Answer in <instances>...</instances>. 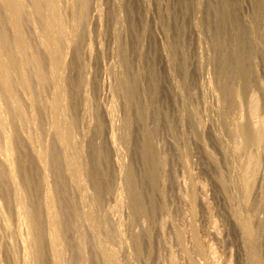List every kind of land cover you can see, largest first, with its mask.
<instances>
[{
    "label": "rangeland",
    "instance_id": "obj_1",
    "mask_svg": "<svg viewBox=\"0 0 264 264\" xmlns=\"http://www.w3.org/2000/svg\"><path fill=\"white\" fill-rule=\"evenodd\" d=\"M20 2L19 62L10 57L14 58L16 42L8 26L12 52L0 50V70L5 69L10 79L9 88L0 80V163L14 172V180L6 176L0 183V264H39L38 241L28 216L35 205H40L45 264H106L100 242L116 251L118 262L112 264H249L244 234L233 216L242 199L237 165L249 151L234 150L235 130L241 124L258 125L250 116L252 97L257 116L264 117V50L256 51L250 28L256 23L264 33V3L60 0V15L72 33L69 46L64 39L57 41L66 65L61 80L55 81L74 104L65 114L80 151L77 171L85 187L81 199L61 160L49 114L57 83L40 45L45 5L41 2L35 9L31 0ZM245 48L250 57L243 55ZM236 51L241 52L238 62L248 75L245 87L234 67L225 74L219 71V57L226 56L234 66ZM123 77L125 87L118 91ZM222 84L234 87L237 98L224 99ZM12 92L15 99H8ZM12 111L19 113L17 117ZM13 136L27 154L29 186L23 182L21 152ZM4 146L10 151L8 162ZM260 149H250L257 152L259 167L250 187V203L241 211L260 233L256 250L264 260V230H258L264 222ZM126 172L143 209L137 216L131 215L124 189ZM47 190L54 201L55 252L43 207ZM90 208L96 231L83 219ZM179 232L184 233L183 241Z\"/></svg>",
    "mask_w": 264,
    "mask_h": 264
},
{
    "label": "bare ground",
    "instance_id": "obj_2",
    "mask_svg": "<svg viewBox=\"0 0 264 264\" xmlns=\"http://www.w3.org/2000/svg\"><path fill=\"white\" fill-rule=\"evenodd\" d=\"M1 1H2V4L0 5V50L3 49L9 55L12 52L11 39H10L8 32L6 31V27L8 26L13 31V39L16 42V44H14V58L12 59L11 55H10V57L14 63H18L19 58H20V53L22 51V39H21V35L19 33V27H18L19 20H18V17L16 16V13L20 9V7H22V3L20 2L21 0H1ZM31 1H32V7L35 9L38 7V4H40L41 2H42V4L45 5L44 15L42 18L44 31H43L42 35L40 36V45L43 48V50H45L47 56L50 59V72L49 73H50L52 79H54V81L55 80L60 81L61 79H59L60 78L59 76H61V75H59V74H61V70L65 68V65H66L65 56L66 55H65L64 51H61L59 49L57 41L64 39V41H66L65 45L69 46L70 42H71L70 33H72V31L67 29V27L64 25V22H63L61 15H60V0H31ZM257 3H259V4L264 3V0H257ZM3 14H4V16H7V17L5 18L3 16ZM259 17L260 16H257V19ZM263 21H264V19H263ZM257 26L258 25L256 23L255 24L253 23L250 28H252V38L255 42V49H256V51L259 50L262 52V50H264V46H262V44H261V38L263 37L264 33H262V29L260 32V30L258 29ZM263 31H264V28H263ZM218 46H219V44H218ZM242 52H243V55H245L246 57H247V55L249 56V54L251 55L248 48L247 49L245 48V52H244V50ZM240 53L241 52H238V51L234 52V58L236 59L235 60L236 64H233L234 66H232V64H230V62L226 56H220L219 60L217 62L220 63L221 70H219V69L218 70L221 71V74H225L226 72H228L230 70L231 67L232 68L234 67L237 77H240L243 79L242 87L243 86L245 87L248 84V75L246 74L245 67L238 62L239 57L242 55V54L240 55ZM219 55H221V54L219 53ZM0 62H1V57H0ZM75 66H77V65H75ZM61 78H63V77H61ZM0 80H1V84L3 85V87L9 88L10 79H9L8 73L5 69L0 70ZM56 81L54 83L58 82V81L57 82ZM76 82H77V80H76ZM54 85H56L55 89L53 90L55 92L52 93L53 95H51L52 97H51V101L49 103V111H50L49 114H51L50 116H51L52 128H53V131L55 133V137L57 138V142H58L57 148H59V150L61 152V158H62L61 160L63 161V164L66 166V167L65 166L64 167L67 169L68 174L77 184L79 192H80V197L82 199L85 196V193H84L85 187H84V184L82 183V180L79 177V173L77 171L79 166L81 165L80 151H78V152L76 151L77 143H76L74 136L70 130L69 120H67V117L65 114V110H67L69 107H74V104L66 99L67 98L65 96L66 92H63L64 88H62V85H61V87H60L59 83L54 84ZM79 85H80V83L77 82V85L74 86V89L77 90ZM118 85H119L118 91H121L125 87L124 77L119 80ZM222 88H223L222 96L224 99L227 100L230 98H233V99L237 98L238 94L234 90V87H232L229 84L224 87L222 84ZM16 96H17V94H16ZM9 98L15 99V95L13 94V92L8 95V99ZM250 104H251L250 116L252 117L253 120L256 121V123L258 125L256 127H250L246 124H241L235 130L236 134H237V145H236V148H234V150L235 151L238 150L240 152H248L249 151L247 156L245 157V159H243V160L240 159L239 165H237L240 167V172H239L240 174L239 175H241V177L238 175L240 177V180L237 183L239 186V189H241L240 192L242 194L241 195L242 199L240 200L241 201L240 202L241 207L247 206V205H249L248 203H250L249 202L250 187H251L253 179L256 175L257 169L259 167L258 154H257V152L254 153V152L250 151V149L251 148H254V149L261 148L260 151L262 150L264 153V117L260 119L257 116V111H258L257 110V101L255 100L254 97H252ZM17 108H19V107H17ZM15 110H16V108H15ZM9 111L11 112V110H9ZM17 111L19 112V109H17ZM221 113H222V109H221ZM12 114L13 115L16 114L15 117H17V115H18L15 112L13 113V111H12ZM222 115H223V113H222ZM223 121H224L223 124H225L226 128H227L226 119L224 118ZM255 121H254V123H255ZM124 129H125L124 130L125 132H124L123 138H124V140L127 141V135H128L127 122H125V124H124ZM14 140L17 144V147L20 148L19 150L21 152L20 157L22 160H21V170L20 171H21L22 176H23V180H24L23 182H25L26 186L27 185L29 186L31 184V175L28 173V169H27L28 168L27 154H24L26 152H25V150H23V144L17 138V136L14 137ZM6 144H7V141H6L5 145ZM8 151H9V148H7V146L4 148V151H2L4 153L3 155H4L5 160L10 158L9 157L10 151L9 152ZM238 155H239V153H238ZM236 157H235V159H236ZM37 158L41 163H43L42 157L40 154H37ZM239 158H240V155H239ZM96 159H99V158H96ZM8 160H10V159H8ZM8 160H7V162H8ZM98 161L99 160H97V162ZM232 167H233V165H232ZM239 167H238V170H239ZM6 168L3 164L0 163V183L4 182L6 176H8L10 179L14 180L13 170L12 169L7 170ZM124 176H125V178H124V189H125V191L128 195V198H129V203H130V207H131V215L132 216H134L136 214L138 215V213L143 214V209H142L141 203L139 201L138 195L136 193L135 187L133 185L132 179L130 177V174L128 172H126V174ZM33 179L35 180V178H33ZM95 179H96L95 180V186L101 192V190H102L101 181L97 177ZM43 180L45 181V179H43ZM220 180H221L222 186L225 187V180L222 177H220ZM231 182L233 183V185L235 184V180L231 181ZM237 184H236V186H237ZM4 190H5V193L7 194V189L5 188ZM100 192H98V193H100ZM229 197L232 200L234 199L233 196H231V195H229ZM262 197H263V207H264V188L262 191ZM191 199H192V201L194 200L192 195H191ZM39 207H40V205L39 206L35 205L34 208H32V210L29 211L28 216L32 222L33 231L35 234V239L38 241V244H37V247L35 250V258L39 264H45L43 249L41 246V239H42V233H43L42 230L43 229H42V225H41V221H40L41 218L39 216V209H40ZM43 207L46 210V214H47L46 216L48 218L49 224L51 225V229H49V231H48V239H49V242L51 245L50 247H52V249H54V252H55V251H57V243H56L57 236H56V232H55V229L53 228V226L55 225L56 218H55V212H54V201H53V198H52L50 191H48V190L46 191L45 196H44ZM241 207L235 206L233 208V216H234L235 220L237 221V223L239 224V226L241 227L242 232L244 234V238H245L244 243H245L247 250H248V255H247L248 256V262H249V264H264V260L259 258V255H258L257 250H256V244H257L258 239L260 237V235H259L260 233H258L257 230L255 231V229L252 227L253 225H252L251 217L249 215L244 214L241 211ZM244 208H246V207H244ZM83 214H84L83 219L87 221L86 223L90 224V226H92L93 230L96 231L98 226H97V223L94 221V218H93V209L90 208ZM117 230H118V233L121 234V229L119 226H118ZM258 230H259V232H262L264 230V222L259 224ZM260 230H262V231H260ZM192 234H193V236L196 237L194 230H192ZM178 237H179V241H183L184 233L179 232ZM103 244L104 243L100 242L99 248H100V251H101V254L103 257V261H105L104 263H106V264L116 263V261H117V255L115 253L116 251L107 248L106 245H103ZM197 250L202 252L204 249L201 247L200 244H198ZM82 263H84V262H82ZM53 264H57V262H54Z\"/></svg>",
    "mask_w": 264,
    "mask_h": 264
}]
</instances>
